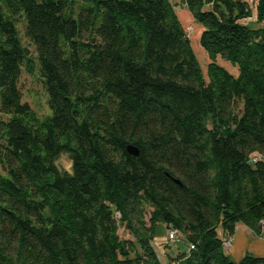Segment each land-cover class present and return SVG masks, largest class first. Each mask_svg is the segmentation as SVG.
Masks as SVG:
<instances>
[{
    "label": "trees",
    "instance_id": "16d2710c",
    "mask_svg": "<svg viewBox=\"0 0 264 264\" xmlns=\"http://www.w3.org/2000/svg\"><path fill=\"white\" fill-rule=\"evenodd\" d=\"M179 2L202 28L205 75L171 0H0V264H164L159 223L186 245L167 263L264 264L222 246L236 223L262 232L264 0L257 27L241 23L246 0Z\"/></svg>",
    "mask_w": 264,
    "mask_h": 264
},
{
    "label": "rangeland",
    "instance_id": "374dc122",
    "mask_svg": "<svg viewBox=\"0 0 264 264\" xmlns=\"http://www.w3.org/2000/svg\"><path fill=\"white\" fill-rule=\"evenodd\" d=\"M246 1L248 2V6L251 10V16L249 18L242 20L241 23L251 26L252 24L257 25L256 11L254 5L255 3L253 2V0H246ZM171 3L173 4L174 10L176 11L178 17L180 18L181 11L184 13L183 8L176 2V0H171ZM181 23L184 29L187 31V35L190 40L191 47L197 57L202 73L205 75L206 65L209 60L206 52L202 49L199 43L198 35H200L199 32H201V29L200 28L197 29L192 22L189 24H184V21H181ZM252 27H257V26H252ZM17 30L22 45L27 48L29 56H31L32 60L35 63L36 62L35 50L33 48V45L23 35V21L21 16L18 17L17 20ZM217 61L222 66L227 68L229 71L231 72L235 71V69L231 67L228 63L221 61L219 58H217ZM20 88L22 92V100L27 102L39 117H43L49 112L46 105V95L43 90L42 84L37 77L35 69L32 70L31 72H27L26 70L22 69V73L20 77ZM70 164L71 163L69 156L65 153L60 154L55 161V165L57 166L59 171L70 172ZM263 229L264 227L261 228V230ZM169 230L171 229L166 228L163 224L159 223L156 225L154 232L153 245L156 249V252L160 260H163L164 264H173L172 262L167 263V254H170L171 249L175 251H184L186 249V245L184 244L183 240L180 239V237L177 238L175 241H171L170 239H168L167 231ZM119 235L122 237L128 236L127 232H125L122 228L119 229ZM218 235L219 236L221 235L220 229H218ZM228 246L226 247V249L228 248Z\"/></svg>",
    "mask_w": 264,
    "mask_h": 264
},
{
    "label": "crops",
    "instance_id": "0c3cea01",
    "mask_svg": "<svg viewBox=\"0 0 264 264\" xmlns=\"http://www.w3.org/2000/svg\"><path fill=\"white\" fill-rule=\"evenodd\" d=\"M176 2L184 10V13L181 11L180 20L184 21V24H189L192 22L197 29L200 28L202 30L200 25H198L193 20L184 5L181 4L179 0H176ZM259 25L261 24H252V26ZM223 251L227 255V257L234 262H238L240 259H242L245 254H250L256 257H264V229L262 230L260 235H256L250 228L245 226L243 223H236L233 234L230 238L229 246L227 249L223 248Z\"/></svg>",
    "mask_w": 264,
    "mask_h": 264
},
{
    "label": "built area",
    "instance_id": "2783aa9c",
    "mask_svg": "<svg viewBox=\"0 0 264 264\" xmlns=\"http://www.w3.org/2000/svg\"><path fill=\"white\" fill-rule=\"evenodd\" d=\"M252 160L255 161L254 159H252ZM259 223H260V227L263 228L264 227V218H262V220H260ZM167 232H168L167 233L168 239H170L171 241H175L176 240V236H177L176 230L171 229V230H169ZM229 242H230L229 238L228 239H222V246H223V248H226L228 246Z\"/></svg>",
    "mask_w": 264,
    "mask_h": 264
},
{
    "label": "water",
    "instance_id": "95a60500",
    "mask_svg": "<svg viewBox=\"0 0 264 264\" xmlns=\"http://www.w3.org/2000/svg\"><path fill=\"white\" fill-rule=\"evenodd\" d=\"M126 150L131 155H135V156L138 155V150L132 145H127Z\"/></svg>",
    "mask_w": 264,
    "mask_h": 264
},
{
    "label": "bare ground",
    "instance_id": "6f19581e",
    "mask_svg": "<svg viewBox=\"0 0 264 264\" xmlns=\"http://www.w3.org/2000/svg\"><path fill=\"white\" fill-rule=\"evenodd\" d=\"M200 33V32H199ZM199 36V35H198Z\"/></svg>",
    "mask_w": 264,
    "mask_h": 264
}]
</instances>
